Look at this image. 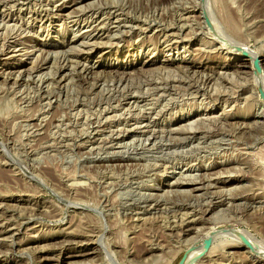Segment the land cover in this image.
I'll return each instance as SVG.
<instances>
[{
	"label": "rangeland",
	"instance_id": "374dc122",
	"mask_svg": "<svg viewBox=\"0 0 264 264\" xmlns=\"http://www.w3.org/2000/svg\"><path fill=\"white\" fill-rule=\"evenodd\" d=\"M61 1L0 0V264L93 247L78 262L176 264L212 227L264 239V119L194 16L199 0H70L104 12L80 26ZM214 6L236 17L233 41L264 49V0ZM197 264L264 262L227 247Z\"/></svg>",
	"mask_w": 264,
	"mask_h": 264
},
{
	"label": "bare ground",
	"instance_id": "6f19581e",
	"mask_svg": "<svg viewBox=\"0 0 264 264\" xmlns=\"http://www.w3.org/2000/svg\"><path fill=\"white\" fill-rule=\"evenodd\" d=\"M31 1V0H30ZM36 1V0H35ZM59 1V0H58ZM63 1V0H62ZM61 1V2H62ZM100 1V0H99ZM93 2V1H92ZM98 2V1H97ZM58 3V2H57ZM73 3V4H72ZM100 4V2H98ZM114 3V2H113ZM64 6L62 9H60L61 12H63L65 14V16L67 17H78V19L76 20H73L74 23L76 25H81L80 22L82 21L81 20V17L83 16H86V18L83 20L84 22H86L88 19L90 20H93L91 18H97V15H101V16H104V12H102V9L101 7H94V4L91 8L89 9L88 7V11L86 9V11H79V12H75V11H71L73 10V7L76 5V3H74L73 1H70V0H65V2L63 3ZM69 4H72V5H69ZM78 4V3H77ZM92 4V3H91ZM103 4V3H102ZM108 4V3H106ZM233 4V3H232ZM13 5V4H12ZM44 5V4H43ZM86 6V4H84ZM88 5V3H87ZM100 6V5H99ZM107 7V5H106ZM109 7V5H108ZM112 7H114L112 5ZM25 8V7H24ZM47 8V7H46ZM86 8V7H84ZM103 8V7H102ZM74 9H77L76 7ZM113 9V8H112ZM84 10V9H83ZM109 10V9H108ZM111 10V9H110ZM120 10V9H119ZM193 10V9H192ZM240 10V9H239ZM4 11V10H3ZM107 12V11H106ZM109 12V11H108ZM192 12H196L197 13V16L194 15L195 17H198V20L200 23L203 24L204 28L207 30V32L209 33V36H213L211 37V39H213V41H217V38L220 40V41H217L216 43L218 45H220V48L222 49H225L226 52L230 55L231 60L229 65H228V68L227 69H233L234 72H236V75H238L240 78L242 77H248L251 79V85H252V88L250 87V89H247V91L243 92L240 94L241 98H245L246 101L251 102L253 99H255L256 102L254 103H251V107L253 110V113H254V118L256 119H264V98L262 97V93L264 95V49H260V51L258 52V50L250 47V46H247V45H242V44H238L235 40L233 41L231 39V37H229L227 35V32H226V29H225V26L227 27H235L236 26V23H235V18L233 17L234 15H232L230 12L227 11V14H222L224 16H222L221 14L218 16L216 14V10H215V6H214V0H199V2L197 3V5L194 6V10ZM114 13V12H113ZM61 14V13H60ZM108 14V13H107ZM191 14V12H190ZM106 15V14H105ZM110 15V14H109ZM112 15V14H111ZM115 15V14H114ZM116 16V15H115ZM118 16V15H117ZM220 16H222V19L224 21L221 22V20L219 19ZM113 17V16H112ZM119 17V16H118ZM182 17V16H180ZM187 17V16H186ZM189 17V16H188ZM187 17V18H188ZM219 17V18H218ZM186 18V19H187ZM194 18V17H193ZM98 19V18H97ZM101 20L104 21V19H102V17L100 18ZM115 19V18H114ZM183 19V18H182ZM185 19V18H184ZM189 19V18H188ZM192 19V18H190ZM196 19V18H195ZM116 20V19H115ZM194 20V19H192ZM8 21V20H7ZM38 21V20H37ZM98 21V20H97ZM186 21V20H185ZM102 22V21H100ZM108 22V21H107ZM113 22V21H112ZM116 22V21H115ZM119 22V21H118ZM121 22V21H120ZM93 23V22H92ZM95 23V22H94ZM105 23V22H104ZM185 23V22H184ZM187 23V22H186ZM193 23V22H192ZM72 24V23H71ZM87 24H88V21H87ZM96 24V23H95ZM94 24V25H95ZM103 24V23H102ZM108 24V23H107ZM110 24V23H109ZM191 24V23H190ZM89 25V24H88ZM99 25V24H98ZM95 26L94 27V30H100L101 28V25H99L100 27ZM104 25V24H103ZM106 25V23H105ZM104 25V26H105ZM121 25V24H120ZM123 25V24H122ZM181 25V24H180ZM186 25V24H185ZM184 25V26H185ZM189 25V24H188ZM1 26V25H0ZM16 26V25H15ZM50 26V25H49ZM126 26V25H125ZM150 26V25H149ZM167 26V25H166ZM85 28L86 27H89L87 25L84 26ZM120 27V26H118ZM117 27V28H118ZM6 28V27H5ZM8 28V27H7ZM47 28V27H45ZM106 28V27H105ZM238 28V27H237ZM24 29V28H23ZM146 29H147V26H146ZM168 29L167 27L164 29L166 30ZM18 30V29H17ZM88 30V29H87ZM124 30V29H123ZM129 30V29H128ZM138 30V29H137ZM145 30V29H144ZM228 30V29H227ZM168 31V30H167ZM170 31V30H169ZM174 31V30H173ZM88 32V31H87ZM113 32V31H112ZM131 32V31H130ZM232 33V32H231ZM87 34H90L87 33ZM100 34V33H99ZM135 34V33H134ZM157 34V33H156ZM160 34V33H159ZM163 34V33H162ZM169 34V33H168ZM167 34V35H168ZM174 34V33H173ZM181 34V33H180ZM161 35V34H160ZM3 36V35H2ZM104 36V35H103ZM171 36V35H170ZM175 36V35H174ZM181 36V35H180ZM184 36V35H183ZM77 37V36H76ZM116 37V36H115ZM158 37V36H157ZM190 37V36H189ZM95 38V37H94ZM97 38V37H96ZM95 38V39H96ZM99 38V37H98ZM97 38V39H98ZM164 38V37H163ZM173 38V37H172ZM207 38V37H206ZM171 39V38H170ZM234 39V38H233ZM101 40V39H100ZM24 41V40H23ZM106 41V40H105ZM180 41V40H179ZM19 42V41H18ZM88 42V41H87ZM96 42V41H95ZM100 42V41H99ZM98 42V43H99ZM102 42V41H101ZM91 43V42H90ZM105 43V42H104ZM119 43V42H118ZM117 43V44H118ZM93 44V43H92ZM95 45H97L96 43H94ZM101 44V43H100ZM116 45V43H112V45ZM89 45V44H88ZM213 45V44H211ZM98 46V45H97ZM10 47V46H9ZM1 49V48H0ZM4 49V48H3ZM36 49V48H35ZM216 49V48H215ZM224 50V51H225ZM8 51V50H7ZM176 51V50H175ZM59 52V51H58ZM48 53V52H47ZM60 53V52H59ZM15 54V53H14ZM55 54V53H54ZM1 55H6L5 53L1 52ZM56 55V54H55ZM65 55V54H64ZM63 56V54H62ZM14 57V56H13ZM247 57V58H246ZM257 57L258 58V61H259V65H260V69L257 70L254 68L253 66V60L254 58ZM55 58V57H54ZM56 58H57V55H56ZM59 58V56H58ZM14 59V58H13ZM72 59V58H71ZM176 59V58H175ZM180 63H185L186 60L184 59H177ZM176 60V61H177ZM49 61V60H48ZM80 61V60H79ZM171 61V60H170ZM53 62V61H51ZM194 62V61H193ZM57 63V62H56ZM85 64V63H84ZM150 65L151 62H149ZM149 64H145V65H149ZM60 65V64H59ZM72 65V64H71ZM189 67L191 69H195L197 66H200V65H197V64H189ZM187 65V66H188ZM66 66V65H65ZM70 66V65H69ZM88 66V65H87ZM180 67V65H178ZM79 67V66H78ZM184 67H186L184 65ZM201 67V66H200ZM50 68V67H49ZM84 68V67H83ZM188 68V67H187ZM186 68V69H187ZM62 69V68H61ZM189 69V68H188ZM20 70V69H19ZM92 70V69H91ZM113 70V69H112ZM177 70V69H176ZM18 72V70H16ZM23 71V70H22ZM79 71V70H78ZM82 71V69H81ZM115 71V70H114ZM141 71V70H140ZM188 71V70H187ZM8 72V71H7ZM11 72V71H10ZM13 72V71H12ZM11 72V74H12ZM26 72V70L24 71ZM66 72V71H65ZM69 72V71H68ZM122 72V71H121ZM126 72V71H125ZM14 73V72H13ZM87 73V72H86ZM10 74V73H9ZM45 74V73H44ZM56 74V72H55ZM65 74V73H63ZM126 74V73H125ZM129 74V73H128ZM17 74H15L16 76ZM21 75V74H20ZM0 76H2L0 74ZM14 76V75H13ZM26 76V75H25ZM10 77V75H9ZM47 77V76H46ZM64 77V76H63ZM238 77V78H239ZM13 78V77H11ZM61 78V77H60ZM71 78V77H70ZM235 78V77H234ZM7 80V79H6ZM54 81V80H53ZM64 82V81H63ZM245 82V81H244ZM249 81L246 83L245 87H247ZM261 83V84H260ZM50 84V83H49ZM65 84V83H64ZM238 84V83H237ZM258 85H261L258 89ZM54 86V85H53ZM61 86V84H60ZM50 88V87H49ZM150 88V87H149ZM159 88V87H158ZM249 88V87H248ZM125 89V88H124ZM154 89V88H153ZM45 92V91H44ZM121 94V93H120ZM51 95V94H50ZM233 96V95H232ZM239 96V97H240ZM49 97V96H48ZM159 97V96H158ZM161 98V97H159ZM226 98V97H224ZM107 99V98H106ZM115 99V98H114ZM239 99V98H238ZM98 100V99H97ZM227 102V101H226ZM240 102V100H239ZM245 103V102H243ZM100 104V103H99ZM119 105V104H118ZM245 106V105H244ZM148 107V106H147ZM165 107V106H164ZM163 109V108H162ZM159 110V109H158ZM209 110V109H208ZM207 110V111H208ZM129 111V110H128ZM163 111V110H162ZM196 113L194 111L188 113V115L186 116L187 118H191L192 116H194ZM150 115V113H149ZM148 115V116H149ZM117 116V115H116ZM128 116H129V113H128ZM207 116V115H206ZM146 117V116H145ZM151 117V115H150ZM149 118V117H148ZM147 118V119H148ZM149 120V119H148ZM166 121V120H165ZM188 122V121H187ZM200 122V121H199ZM145 123V122H144ZM150 123V122H149ZM192 123V121H191ZM151 124V123H150ZM160 124V123H159ZM156 125V124H154ZM148 126H150L148 124ZM165 126V125H164ZM134 127V126H132ZM176 127V126H175ZM192 127V126H191ZM141 128V127H140ZM155 128V127H154ZM250 128V127H249ZM135 129H137L135 127ZM160 129V128H159ZM175 129V128H174ZM179 129V128H178ZM153 130V129H152ZM155 130V129H154ZM177 130V129H176ZM175 130V131H176ZM104 131V130H102ZM124 131V130H123ZM127 131V130H126ZM169 131V130H168ZM146 132V131H145ZM158 132V130H157ZM118 135V134H117ZM152 136V134H151ZM150 136V137H151ZM118 137V136H117ZM174 139V138H173ZM142 140V139H141ZM175 140V139H174ZM219 140V139H218ZM134 141V139H133ZM180 141V140H179ZM147 142V141H146ZM22 144V143H21ZM140 144V143H139ZM178 144V143H177ZM140 146V145H139ZM154 146V145H153ZM169 152V151H168ZM224 157V156H223ZM147 158V157H146ZM181 173V172H180ZM195 174V173H194ZM192 175V174H191ZM184 177V176H183ZM193 178V177H192ZM178 181V180H176ZM175 182V181H173ZM179 182V181H178ZM153 184V183H152ZM177 184V183H175ZM166 185V184H165ZM70 186V185H69ZM86 186V185H85ZM163 187H165L164 185H162ZM166 186H173V185H170V184H167ZM176 186V185H175ZM72 187V186H71ZM176 187H181V185H177ZM199 188V187H198ZM188 190V189H187ZM188 192V191H187ZM149 197V196H148ZM212 210V209H211ZM192 219V218H191ZM1 221V220H0ZM5 223V222H4ZM1 224V223H0ZM3 224V223H2ZM218 224V223H217ZM215 226V225H214ZM218 227V226H217ZM9 228H7L6 230L8 231ZM18 229V228H17ZM12 231V230H11ZM3 232V231H2ZM76 233V232H75ZM12 234H15V232L12 231ZM12 234H10L12 236ZM61 234L62 236L64 237H67L65 241H68V239L70 238V235H71V232L70 231H61ZM2 235H4V232L2 233ZM205 235V238L206 237H210L211 238V243L208 247L207 250H203V242H202V245H201V250L197 253H195L194 255L191 256V251H192V247L189 248L188 250H186V254H185V257H184V261L182 264H197L205 254H211L213 251H215L216 248H227V247H231L234 248V247H240L242 249H244L250 256L251 258H254L255 260H257L259 263H263L264 262V239H260L258 237H255L254 235H252L250 232H248L247 230H244V229H235V228H231V229H228V230H221L219 228H216V227H212V229L206 233H204ZM202 236V235H201ZM7 237V236H6ZM4 238V236H3ZM92 239V238H91ZM63 240V241H64ZM101 240V239H100ZM97 240H95L96 242ZM69 242V241H68ZM79 242V241H78ZM92 241H89L86 242L85 241H81V243L83 245L81 246H91L93 244ZM101 242V241H99ZM65 244V243H64ZM194 244V243H192ZM104 245V244H102ZM97 246V245H96ZM86 247V246H85ZM109 248V247H108ZM93 251L92 253H89V252H86V250H81V251H73L71 254L67 255V256H63V257H60L57 264H59V262L61 260L64 259V261L68 262V264H85L84 262H78V258H85L87 256H89L90 254H93L95 253L94 250H96L97 248L96 247H93L92 248ZM100 249V248H99ZM98 250V249H97ZM91 252V251H90ZM107 252V251H106ZM152 252V251H151ZM228 252V251H227ZM110 254V252H109ZM230 254V253H229ZM111 256V254H110ZM191 256V257H190ZM213 256V255H212ZM48 259V257H47ZM45 259V260H47ZM83 260V259H82ZM223 260V259H222ZM92 261V260H91ZM220 261V260H219ZM45 262H48V261H45ZM89 261H87L88 263ZM44 263V262H43ZM86 263V264H87ZM213 263V262H212Z\"/></svg>",
	"mask_w": 264,
	"mask_h": 264
},
{
	"label": "water",
	"instance_id": "95a60500",
	"mask_svg": "<svg viewBox=\"0 0 264 264\" xmlns=\"http://www.w3.org/2000/svg\"><path fill=\"white\" fill-rule=\"evenodd\" d=\"M253 66L255 69L259 70L260 69V65H259V61H258V58L255 57L254 60H253ZM262 97L264 98V95L262 93ZM211 243V238L210 237H206L204 240H203V250H207L209 245ZM185 254H186V251L184 252V254L180 257V259L178 260V262L176 264H182L183 261H184V257H185Z\"/></svg>",
	"mask_w": 264,
	"mask_h": 264
}]
</instances>
